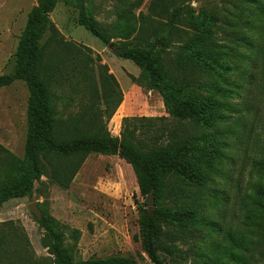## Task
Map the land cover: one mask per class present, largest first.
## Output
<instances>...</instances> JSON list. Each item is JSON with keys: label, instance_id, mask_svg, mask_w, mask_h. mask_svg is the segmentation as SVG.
I'll use <instances>...</instances> for the list:
<instances>
[{"label": "trees", "instance_id": "obj_1", "mask_svg": "<svg viewBox=\"0 0 264 264\" xmlns=\"http://www.w3.org/2000/svg\"><path fill=\"white\" fill-rule=\"evenodd\" d=\"M64 1L80 9V21L93 36L107 45L111 43L107 29L87 16L84 0H38L30 11L18 45L15 69L0 75V87L21 80L30 91L24 158H18L0 144V207L10 199L32 194L35 182L44 174L69 187L84 157L90 153L118 155L133 167L141 195L149 203L151 195L155 198L157 207L153 216L144 208L140 219V238L153 263L164 264L159 252L160 238L169 219L194 221L210 232L222 233L214 255L201 264L264 262V154L253 163L250 180L239 199L241 222L236 230L219 229L217 222L206 214V209L214 208L216 203L207 205L203 199L205 192L217 186L220 166L231 145L227 135L234 137L238 133L234 125L244 116L231 102L239 95L240 86L230 81L229 71L237 66L232 58L240 53L238 42L248 36L239 31V24L232 19L233 9L256 5L264 14L262 0H219L220 3L199 9L191 5L193 0H151L148 14L139 16L134 9L142 0H124L126 6L112 31L118 37L133 40L115 43L114 53L134 62L142 70L148 88L161 93L167 112L179 120L180 134L189 133L186 123L193 130L204 131L183 137L163 124L167 117L127 118L121 137L79 132L71 118H61L58 110L61 97L57 91L62 83L53 65L46 61V48L57 35L50 14ZM237 17L245 25L253 23L247 16ZM219 32L224 36L219 37ZM47 33L51 37L43 44ZM239 33L241 38L237 37ZM175 44L181 51L172 66L165 55ZM79 83L93 87L86 78L75 85ZM115 91L113 86L108 92L107 104L112 103ZM121 102L122 98L110 116ZM234 113L239 114L235 118L238 121L233 119ZM168 199L177 207L162 205ZM39 224L45 231L44 242L54 264H137L124 256L78 260L76 242H67L60 222L48 216L39 220ZM73 238L78 239L75 230Z\"/></svg>", "mask_w": 264, "mask_h": 264}, {"label": "rangeland", "instance_id": "obj_2", "mask_svg": "<svg viewBox=\"0 0 264 264\" xmlns=\"http://www.w3.org/2000/svg\"><path fill=\"white\" fill-rule=\"evenodd\" d=\"M84 1L87 16L103 25L112 38L107 45L93 36L80 21V9L66 1L60 2L50 14L57 35L46 48V61L53 65L62 83L57 91L61 97L58 101L61 118H71L79 132L121 137L127 118L167 117L161 123L179 133V120L167 112L161 93L148 88L142 70L134 62L114 53L115 43L133 40L118 37L112 31L126 6L124 0ZM218 2L193 0L191 5L199 9ZM37 3L38 0H0V75L14 71L21 35ZM150 3L151 0H142L134 9L136 15L148 14ZM233 10L232 19L239 24V31L248 36L247 44L243 40L238 42L240 53L232 58L237 66L229 71L230 81L240 86L239 95L231 102L244 116L234 125L238 133L234 137L227 135L231 145L220 166L217 186L203 195L207 205L216 203L214 208L206 209V214L223 231L236 230L240 225L239 199L250 180L253 163L264 154V14L256 5ZM238 14L247 16L253 23L245 25ZM50 35H45L43 44ZM218 36L224 35L219 32ZM237 37L241 38L240 33ZM180 51L178 44L168 49L165 56L172 66ZM83 78L90 80L93 87L75 85ZM113 86L116 91L112 103L107 104L106 96ZM29 96V88L21 80L0 87V144L21 159L27 141ZM120 98L121 104L110 116ZM233 116L235 120L239 114ZM186 124L189 133H179L182 137L204 132ZM34 202L41 211V219L29 209ZM174 204L168 199L162 205L176 208ZM149 207L129 163L118 155L90 153L84 157L69 187L53 182L44 174L35 182L32 194L10 199L0 207V264H54L44 242L45 231L39 224V220L48 216L60 222L68 243L76 242L78 260L124 256L137 264H155L140 238L141 210ZM156 207L155 202L153 214ZM74 230L78 239L73 238ZM221 239V232H210L194 221L182 223L169 219L163 228L159 252L164 264H201L214 255ZM203 252L205 257L201 256Z\"/></svg>", "mask_w": 264, "mask_h": 264}, {"label": "water", "instance_id": "obj_3", "mask_svg": "<svg viewBox=\"0 0 264 264\" xmlns=\"http://www.w3.org/2000/svg\"><path fill=\"white\" fill-rule=\"evenodd\" d=\"M154 203H155L154 196L151 195L150 196V207H149L150 216H152V214H153ZM29 209L35 214V216L37 218H39V219L42 218L41 211H40L37 203L34 202V203L30 204ZM165 264H167V263H165Z\"/></svg>", "mask_w": 264, "mask_h": 264}]
</instances>
